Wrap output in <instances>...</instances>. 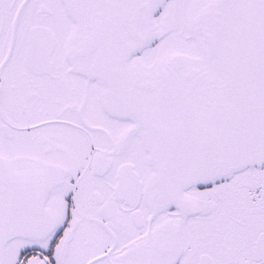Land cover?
Instances as JSON below:
<instances>
[{
	"label": "snow or ice",
	"instance_id": "6c2138e0",
	"mask_svg": "<svg viewBox=\"0 0 264 264\" xmlns=\"http://www.w3.org/2000/svg\"><path fill=\"white\" fill-rule=\"evenodd\" d=\"M0 264H264V0H0Z\"/></svg>",
	"mask_w": 264,
	"mask_h": 264
}]
</instances>
